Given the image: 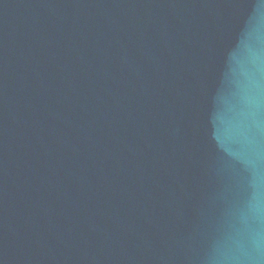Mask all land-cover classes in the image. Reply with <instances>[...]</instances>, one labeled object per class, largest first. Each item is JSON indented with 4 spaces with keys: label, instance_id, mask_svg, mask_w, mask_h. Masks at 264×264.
<instances>
[{
    "label": "water",
    "instance_id": "1",
    "mask_svg": "<svg viewBox=\"0 0 264 264\" xmlns=\"http://www.w3.org/2000/svg\"><path fill=\"white\" fill-rule=\"evenodd\" d=\"M0 264H264V0H0Z\"/></svg>",
    "mask_w": 264,
    "mask_h": 264
}]
</instances>
